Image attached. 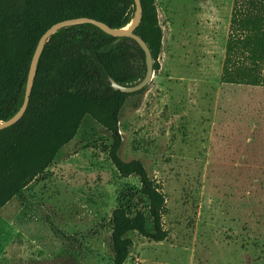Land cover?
I'll return each instance as SVG.
<instances>
[{
    "label": "rangeland",
    "instance_id": "1",
    "mask_svg": "<svg viewBox=\"0 0 264 264\" xmlns=\"http://www.w3.org/2000/svg\"><path fill=\"white\" fill-rule=\"evenodd\" d=\"M156 4L161 68L121 110L119 156L141 161L163 193L167 238L129 234L125 264H264V89L220 81L234 0ZM111 144L87 117L51 168L0 208V264H113L112 212L149 214L139 180L110 162Z\"/></svg>",
    "mask_w": 264,
    "mask_h": 264
},
{
    "label": "trees",
    "instance_id": "2",
    "mask_svg": "<svg viewBox=\"0 0 264 264\" xmlns=\"http://www.w3.org/2000/svg\"><path fill=\"white\" fill-rule=\"evenodd\" d=\"M140 1L143 16L135 35L150 49L154 71L159 72L164 33L157 0ZM135 14L134 0H0V123L21 109L34 53L52 26L87 18L122 30ZM146 72L145 53L132 39L112 37L93 25L68 27L53 35L39 59L24 117L0 132V208L51 168L89 117L111 135L108 157L119 176L138 179L148 201L149 217L143 211L130 215L123 206L112 212L113 264L126 263L134 245L129 234L164 242L163 193L141 161L125 162L119 156L121 110L147 87L123 94L111 83L135 86ZM220 81L227 87L264 89V0H234ZM237 142L235 153L241 158L244 141Z\"/></svg>",
    "mask_w": 264,
    "mask_h": 264
},
{
    "label": "water",
    "instance_id": "3",
    "mask_svg": "<svg viewBox=\"0 0 264 264\" xmlns=\"http://www.w3.org/2000/svg\"><path fill=\"white\" fill-rule=\"evenodd\" d=\"M135 2V7H136V14L135 17L132 21V23L126 27L125 29L122 30H116L110 28L108 25L98 22L92 19H87V18H81V19H74V20H69V21H64L58 24H55L52 26L40 39L38 46L36 48V51L34 53L31 66H30V71H29V76H28V81H27V87H26V93H25V98H24V103L21 107V109L18 111V113L9 121L2 122L0 123V132L4 131L6 129H9L16 125L25 115L29 102H30V97L32 94V90L34 87L35 83V78L37 74V68H38V63L39 59L43 53V50L45 48V45L47 42L50 40V38L55 35L57 32L64 28L68 27H73V26H80V25H93L106 34L115 37V38H129L134 41L139 45V47L142 49V51L145 53V58H146V67H147V72L145 75V78L137 83L135 86H122L114 81H111L112 87L115 91H120L123 94H134L142 91L146 87L150 85L153 79V75L155 73L154 71V62L152 58V54L150 52V49L146 45V43L137 35H135L136 29L139 27L142 21V16H143V9L141 5L140 0H134Z\"/></svg>",
    "mask_w": 264,
    "mask_h": 264
}]
</instances>
